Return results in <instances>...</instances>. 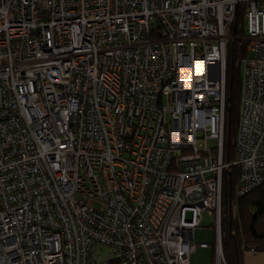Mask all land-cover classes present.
I'll list each match as a JSON object with an SVG mask.
<instances>
[{"label": "built area", "instance_id": "built-area-1", "mask_svg": "<svg viewBox=\"0 0 264 264\" xmlns=\"http://www.w3.org/2000/svg\"><path fill=\"white\" fill-rule=\"evenodd\" d=\"M241 1L230 163L226 31ZM231 167L237 196L264 183V0H0V264H190L205 212L226 264Z\"/></svg>", "mask_w": 264, "mask_h": 264}, {"label": "trees", "instance_id": "trees-1", "mask_svg": "<svg viewBox=\"0 0 264 264\" xmlns=\"http://www.w3.org/2000/svg\"><path fill=\"white\" fill-rule=\"evenodd\" d=\"M246 10V3L241 1L237 4L235 16L226 31L225 162H230L234 154L241 88L240 64L249 57L244 40ZM237 177L236 169L231 167L225 170L222 178L221 232L226 264H242L245 252H264V183L245 195L237 196Z\"/></svg>", "mask_w": 264, "mask_h": 264}, {"label": "rangeland", "instance_id": "rangeland-1", "mask_svg": "<svg viewBox=\"0 0 264 264\" xmlns=\"http://www.w3.org/2000/svg\"><path fill=\"white\" fill-rule=\"evenodd\" d=\"M227 35L228 36L230 35L229 31ZM232 162H234L233 158L232 160H230V163ZM221 215H222V204H221V213H220V225H221ZM221 238H222V232H221ZM193 240L196 245V250L190 256V264H213L215 229L212 223V218L206 212L202 213L200 228L195 230L193 235ZM200 243H205L207 245V248H201L199 246ZM108 252H109L108 248H103L102 251L98 252V254L106 255L108 254ZM242 260H243L242 264H264V253L263 252L247 253L243 256Z\"/></svg>", "mask_w": 264, "mask_h": 264}, {"label": "crops", "instance_id": "crops-1", "mask_svg": "<svg viewBox=\"0 0 264 264\" xmlns=\"http://www.w3.org/2000/svg\"><path fill=\"white\" fill-rule=\"evenodd\" d=\"M247 253H252V252H245V254H247ZM254 253V252H253ZM256 253V252H255ZM264 253V252H263ZM213 264H214V252H213Z\"/></svg>", "mask_w": 264, "mask_h": 264}]
</instances>
